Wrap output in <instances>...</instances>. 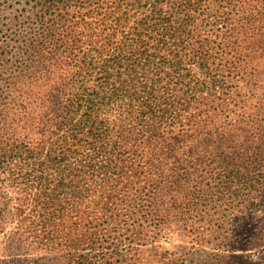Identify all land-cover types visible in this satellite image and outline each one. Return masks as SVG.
I'll use <instances>...</instances> for the list:
<instances>
[{
	"label": "trees",
	"instance_id": "16d2710c",
	"mask_svg": "<svg viewBox=\"0 0 264 264\" xmlns=\"http://www.w3.org/2000/svg\"><path fill=\"white\" fill-rule=\"evenodd\" d=\"M176 16L228 24L233 54L244 52L264 85V0H0V229L12 225L0 231V263L236 264L221 242L232 234L229 215L218 210L263 202L264 115L206 117L122 153L112 135L140 69L164 49H186L193 28L158 38ZM201 74L184 85L189 93L206 85ZM177 77L172 87H147L142 110L158 125L178 102ZM134 154L142 170L124 172ZM193 166L211 167L210 180L189 176ZM174 235L191 246L171 250L164 243Z\"/></svg>",
	"mask_w": 264,
	"mask_h": 264
},
{
	"label": "rangeland",
	"instance_id": "374dc122",
	"mask_svg": "<svg viewBox=\"0 0 264 264\" xmlns=\"http://www.w3.org/2000/svg\"><path fill=\"white\" fill-rule=\"evenodd\" d=\"M180 16L175 17L170 24L173 27L169 25L167 32H158V38L168 40L173 38V34L178 38L184 37L185 30L191 28H193V35L188 39L189 41L186 43L187 47L184 51L177 52L176 50L164 49L165 55L157 54L151 66L140 69L139 78L142 81L136 84L137 95L132 100H130L129 96L122 100L124 108H126L127 104H130L128 107L129 111L124 113L126 122H124L122 129H119L118 133L114 131L112 134L113 139L119 145L117 152H126L132 145L133 147H138L140 141H146L153 136L156 138L168 137L170 132L174 130L176 132L188 130L190 124L196 125L206 117L213 116L215 120L223 118L237 121L245 119V117L248 118L247 116L264 115L263 81L260 76L258 77L254 74L255 72L251 65L240 58L244 52L238 55L233 54L230 42L235 38L230 31L229 25L216 22L215 20H196L195 25H188L187 23H182V17ZM173 53H177L181 57L180 66L173 63ZM163 56L168 59H164ZM204 57L205 61H202ZM194 58H196L195 60L198 63L208 62L211 67L210 73L201 74L199 65L195 62L191 63ZM164 61L165 64L160 65ZM125 70V76L131 77L132 74L127 72V68ZM178 74H183L184 82L182 85L177 86V88L181 89L174 92L179 95L178 102L174 103L176 104L174 107L168 108L169 111L166 112L167 123L158 125V120L153 118L158 116H153L147 110H142L147 87L152 85H154V88L172 87L176 82V78H178ZM198 74L204 77L203 82L206 85H201L196 93H189L187 86L189 85L190 77ZM152 76L155 77L156 82L150 83L147 81L146 85L145 78L149 79ZM185 84L187 86H184ZM112 112L111 118H117L116 116L123 114L117 110L116 105L112 106ZM206 130L201 129L203 132ZM126 143L130 146L127 147ZM131 156L130 166H121L120 169H124V172L125 169L135 170L137 173L142 170L141 166L143 163L137 155ZM117 158V155L113 157L114 163H118ZM195 167L193 166L188 170L189 176H205L207 180H210L211 167L205 166L203 173L201 171L202 167ZM229 171H232V168ZM217 172L224 171L215 170L214 174L218 176ZM224 173H228V171ZM121 178L117 182L109 181L108 184L112 188L114 186L119 188L118 183ZM216 181L218 182V179ZM256 181L264 183V174ZM129 183L121 187L122 192H129ZM101 192L102 190L98 188V194ZM258 200L263 202L260 204L258 201L253 208L241 207L234 203L235 206L232 208H221L218 210V214L229 215L228 222L224 221L223 226L225 229L232 231V234L229 233V236L221 242L224 241L233 248L229 255H231L232 261L236 264L243 261L251 264H264V192H262V196ZM4 215H6V212ZM11 229L12 225L8 222L2 226L0 231L9 232ZM187 241L189 239L183 236L174 235L172 238L173 244L164 243V245L170 247L171 250H175L174 246L189 248L191 245ZM2 260L4 262L0 264H10L8 259L4 260L2 258Z\"/></svg>",
	"mask_w": 264,
	"mask_h": 264
}]
</instances>
